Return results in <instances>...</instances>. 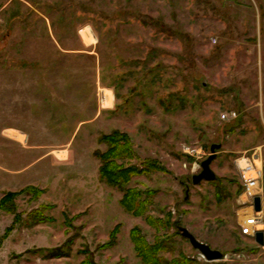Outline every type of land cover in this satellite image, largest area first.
<instances>
[{"label":"rangeland","instance_id":"1","mask_svg":"<svg viewBox=\"0 0 264 264\" xmlns=\"http://www.w3.org/2000/svg\"><path fill=\"white\" fill-rule=\"evenodd\" d=\"M113 131L142 214L100 177ZM259 152L264 0H0V264H264L237 219Z\"/></svg>","mask_w":264,"mask_h":264},{"label":"trees","instance_id":"2","mask_svg":"<svg viewBox=\"0 0 264 264\" xmlns=\"http://www.w3.org/2000/svg\"><path fill=\"white\" fill-rule=\"evenodd\" d=\"M101 142L109 144V149L106 152H98L97 156L101 161L100 177L111 185H115L124 189L125 195L122 199L124 207L136 214H142L145 211V204L149 202L147 198H143L141 193L131 188H124L126 181L130 179L132 171L142 172V168L130 166L125 169L123 165L117 164L116 160L127 157L131 158L134 155L131 141L126 134L120 131H113L110 134H102ZM22 191V190H21ZM24 191V189H23ZM22 191V192H23ZM242 187L239 184L238 195L241 193ZM19 192H7L0 200V210L15 213L16 204L15 199ZM16 218L19 216L17 213Z\"/></svg>","mask_w":264,"mask_h":264},{"label":"built area","instance_id":"3","mask_svg":"<svg viewBox=\"0 0 264 264\" xmlns=\"http://www.w3.org/2000/svg\"><path fill=\"white\" fill-rule=\"evenodd\" d=\"M105 102L108 101L105 99ZM225 117V115H224ZM238 171L239 184L242 187L238 195L239 208L237 219L240 233L252 237L255 244L256 232L264 230V217L262 210H256L254 198L264 195V160L261 152L251 156H241L235 160Z\"/></svg>","mask_w":264,"mask_h":264},{"label":"water","instance_id":"4","mask_svg":"<svg viewBox=\"0 0 264 264\" xmlns=\"http://www.w3.org/2000/svg\"><path fill=\"white\" fill-rule=\"evenodd\" d=\"M215 148L216 145H213L212 146L213 152L215 151ZM215 157L216 154L213 153L202 162V170L200 173L193 176V183H198L202 179L210 180L216 177L215 172L211 168V163ZM254 204L256 210H262V197L256 196L254 198ZM190 239L197 247H199L202 250V252L204 253L205 257L208 260H216V259H221L223 257V253L220 250L212 249L208 244L197 240L193 236H190ZM255 239L259 245H264V230L256 232Z\"/></svg>","mask_w":264,"mask_h":264},{"label":"crops","instance_id":"5","mask_svg":"<svg viewBox=\"0 0 264 264\" xmlns=\"http://www.w3.org/2000/svg\"><path fill=\"white\" fill-rule=\"evenodd\" d=\"M262 211H263V217H264V195H263V199H262Z\"/></svg>","mask_w":264,"mask_h":264},{"label":"bare ground","instance_id":"6","mask_svg":"<svg viewBox=\"0 0 264 264\" xmlns=\"http://www.w3.org/2000/svg\"><path fill=\"white\" fill-rule=\"evenodd\" d=\"M84 32V31H83Z\"/></svg>","mask_w":264,"mask_h":264}]
</instances>
